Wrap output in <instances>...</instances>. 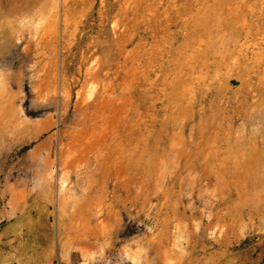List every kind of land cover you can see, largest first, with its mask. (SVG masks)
Segmentation results:
<instances>
[{
	"label": "rangeland",
	"instance_id": "1",
	"mask_svg": "<svg viewBox=\"0 0 264 264\" xmlns=\"http://www.w3.org/2000/svg\"><path fill=\"white\" fill-rule=\"evenodd\" d=\"M122 3L0 0V264H88L82 251L130 264L125 248L142 264H264V0L174 1L176 47L187 27L207 32L220 64L168 127L151 90L155 134L145 74L155 79L169 44L143 6L126 19Z\"/></svg>",
	"mask_w": 264,
	"mask_h": 264
},
{
	"label": "bare ground",
	"instance_id": "2",
	"mask_svg": "<svg viewBox=\"0 0 264 264\" xmlns=\"http://www.w3.org/2000/svg\"><path fill=\"white\" fill-rule=\"evenodd\" d=\"M174 1L175 0H166V1L158 0V2H155L154 4L152 3L150 4L149 0H123V3H122L123 8H124L122 13L126 17V19H129L130 15H132L134 16V18L139 20L140 18H138V16L140 15L142 11L141 7L143 6V8L151 14V17L148 18V23L150 24V30L152 32V36L154 37V39H156L155 41L157 43L163 42V43L169 44L167 50L166 48L160 50L161 55L159 56L161 57V63L157 66L155 70L153 69L155 72V79L152 80L151 72L144 69L145 70L144 72L147 71V73L145 74V80L150 84V87H148L145 90L146 93L144 92L145 93L144 101L146 103H150L151 104L150 109L154 111V113L150 115V118H151L150 120H152L151 124H152L153 130H150L149 132L153 134L157 132L155 131V129H156V123L158 121L157 119H158V114L160 110L156 109V103L157 101L158 102L160 101V97L159 95L151 96L150 95L151 90L157 89L160 92H162V94L164 95V100H162V103L164 104L163 110L166 112L165 113L166 118L162 120L161 122H162L163 128L168 127L169 126L168 119L173 115L172 110H175V109L178 110L179 108H182L184 106L186 107L189 105V98L187 94L190 91H192L194 93V96H196L197 94L203 93L204 90H207L211 86L214 85L215 78L212 73L214 72V68H216L218 64H220L219 61L217 60V58H219L220 48L215 45L217 42L214 41V39L210 38L206 40V38H204L207 36L206 35L207 32L203 35L200 33H196L198 32V30L197 31L190 30L191 28L187 27L186 29H184L186 31V33L183 34L184 42H182L181 45L176 47L177 38L172 30V27L174 25V17L172 14V8H173ZM129 4H132L134 6V9L132 11L127 10V6ZM134 22H136L135 19L131 21V23H128V24L125 23L124 24L125 30H128V32L134 31V30L136 31L135 29L136 24ZM202 30H204V28L200 29L199 32ZM202 33L204 32L202 31ZM216 36L217 35H215V37ZM190 38L192 39V41H188ZM239 42L240 40L236 39L235 47L239 46L238 45ZM52 45H53V42H52ZM53 48H54V51H56L57 49L56 46H53ZM209 54L211 56H209ZM153 67L155 66L153 65ZM159 86H162V88H158ZM93 96H94V87L90 85L87 87L86 92H85V102L91 100ZM155 141L157 143V140ZM262 151H264V148H262ZM261 153H256L255 158H257L258 165H262L263 167L264 166V156H260ZM54 171H55L54 167L50 168V170L44 174L43 180L39 182L40 183L39 186L43 188L44 192H50V190H53L52 186H53L54 175H55ZM68 174L63 173L62 175H59V177L57 178V185H58V193H57L58 195L57 196H58V204L61 210H63L65 207L67 208L66 204L68 203V200H69L68 199L69 197L66 194L67 193L66 191L68 190L67 186L69 183L68 178H67ZM25 183L26 181H23L22 183L19 184V186L26 189L27 186H25ZM28 192L29 190L26 189L25 193L27 195H28ZM25 193L21 195L23 200H25L27 197ZM66 208L64 210H66ZM80 254L85 260V262L88 264L92 263V261L94 260L93 254H90V253L87 254V253H84L83 251L80 252ZM142 255L143 253L140 250H132L130 248H125L124 257H125V260L128 261L130 264H142L143 263ZM31 258H29V260ZM17 262L18 264H29L28 260L25 262L21 257H18ZM12 264H14V262H12ZM166 264H168V262Z\"/></svg>",
	"mask_w": 264,
	"mask_h": 264
},
{
	"label": "crops",
	"instance_id": "3",
	"mask_svg": "<svg viewBox=\"0 0 264 264\" xmlns=\"http://www.w3.org/2000/svg\"><path fill=\"white\" fill-rule=\"evenodd\" d=\"M125 260V259H124Z\"/></svg>",
	"mask_w": 264,
	"mask_h": 264
}]
</instances>
